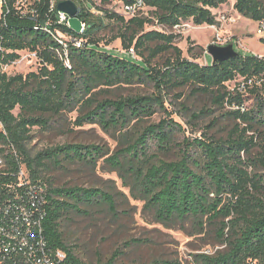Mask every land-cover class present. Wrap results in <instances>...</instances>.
<instances>
[{
	"label": "trees",
	"instance_id": "1",
	"mask_svg": "<svg viewBox=\"0 0 264 264\" xmlns=\"http://www.w3.org/2000/svg\"><path fill=\"white\" fill-rule=\"evenodd\" d=\"M72 1L78 8L77 17L84 23L80 34L57 22V4L50 9L51 0H33L32 6L22 10L15 8L16 0H6L9 11L0 20V65L16 60L19 54L15 51L27 50L36 53L39 66L25 75L0 71V153L5 162L0 169V216L6 214L3 208L9 206L13 211L18 203L25 205L33 217L31 223L39 222L47 249L61 250L66 264H90L65 239L62 225L72 214L88 215L94 206L106 205L114 214L112 195L95 187L55 186L44 172L48 164L95 168L99 159L108 154V148L92 143H63L32 155L27 147L32 127L49 129L51 117L78 107L82 111L74 121L76 125L96 124L104 131L118 133L119 148L103 162L123 180L133 179V186L157 222L171 226L191 221L197 233L210 225L215 227L225 249L215 255L193 254L192 264H264V175L248 172V167L257 164L264 169L263 156L250 157L251 150L259 145L257 137L264 141V86L241 93L230 91L226 84L264 74V59L239 53L218 63L211 64L206 59L200 64L182 56V50L174 44L177 34L144 31L145 25L154 21L168 28L184 20H191L195 26L217 24L212 10L227 0H142L152 18L138 14L125 18L94 0ZM117 1L126 5L137 0ZM108 2L112 0L101 3ZM92 8L100 14H94ZM233 8L252 21L264 18V0H234ZM110 22L120 26L100 46L104 38L99 33ZM55 31L82 39L80 47H68L70 67L57 52L62 50L52 36ZM116 39L124 52L133 48L135 56L106 50L105 46ZM163 53L170 56L161 66L156 65L154 59ZM133 84H150L154 92L116 99H99L94 92L98 87ZM185 86L191 88V93L210 95L211 102L220 107L224 103L241 105L248 98L255 101L243 112L234 109L223 113L238 121L226 138L213 139L205 134L187 138L177 147L179 159H158L150 152V143L158 152L169 151L176 144L175 132L183 130L181 125L170 115L140 129H136L137 125L158 109L169 114L165 97ZM182 108L187 111V107ZM191 116L198 118L200 114ZM22 165L29 183L43 185L40 200L38 196L27 198L25 186H18L17 172ZM132 240L121 247L138 243ZM123 254L118 247L106 259L97 257L94 264H182L169 259L118 262Z\"/></svg>",
	"mask_w": 264,
	"mask_h": 264
},
{
	"label": "rangeland",
	"instance_id": "2",
	"mask_svg": "<svg viewBox=\"0 0 264 264\" xmlns=\"http://www.w3.org/2000/svg\"><path fill=\"white\" fill-rule=\"evenodd\" d=\"M103 4V7L120 12L118 2L101 3L102 0H94ZM234 0H227L212 12L215 17L219 14L235 16L233 23L217 22L215 29L209 25L195 26L191 20H184L177 27L168 28L154 21L146 24L144 31L156 29L166 33H175L177 38L174 44L182 50V56L204 64L206 59L211 61V57L206 53L209 44L223 46L233 44L234 50L242 55L256 54L264 57V43L254 32V21L238 14L232 4ZM138 15L152 18L149 9L145 8L138 12ZM125 18H128L125 16ZM120 25L115 22L108 23L99 35L104 41L116 34ZM221 38L217 41L215 38ZM153 45V44H152ZM106 50H111L116 54H125L119 39L114 40L105 46ZM170 53H163L154 59L156 65H162ZM39 62L29 54L22 51L21 58L14 64L7 67V75L33 72L38 69ZM228 88H232L231 83H226ZM96 97L116 99L129 95H151L154 92L150 84L140 85H117L110 88L98 87L94 89ZM179 94V98L176 96ZM164 105L169 114L164 111L157 112L149 119L137 125L136 129L142 126L157 123L165 116H169L178 122L182 131H176L173 140L176 142L169 151L158 152L155 146L150 143V152L158 159L174 161L179 159L180 151L177 148L184 139L200 138L208 136L213 139H224L228 132L238 121L223 115L225 111L234 110L235 105L223 104L216 106L211 102V96L204 93H191L190 87H180L174 89L164 99ZM253 98L246 99V105L250 108L254 104ZM182 106L187 107L183 111ZM205 110L204 112H201ZM82 109L64 111L60 117H51L49 129H42L39 126L31 128V138L27 143L32 155L36 152L56 144L63 143H84L102 145L108 148V154L112 155L121 142L118 133L113 130L104 131L96 124H83L78 126L75 119L81 114ZM208 111V112H206ZM18 113V109H14ZM191 113L200 114L198 118H193ZM260 130V129H259ZM249 132L248 134H251ZM258 146L251 150L250 157L264 158V141L257 137ZM1 154V153H0ZM244 157L246 155L242 154ZM0 168L5 166L4 158L1 155ZM100 158L96 167L81 164H69L66 167H54L48 164L44 177L49 178L55 186H82L102 189L112 195L116 212L113 214L106 205L94 206L89 210L88 215L72 214L71 218L62 225L65 239L74 244L76 254L84 261L94 264L97 257L108 258L118 247L124 250V254L119 257L118 262H138L145 263L154 259L177 260L182 264H192V255L205 253L215 255L218 251L225 249L226 244L218 240L216 229L210 225L202 233H197L191 221L176 223L171 226L163 225L155 220L154 214L145 207V201L140 197L136 186H133V179L123 180L112 171L109 166ZM22 168H26L22 165ZM251 174L259 173L264 175V169L257 164L248 167ZM27 174V171H26ZM128 184V185H127ZM134 239V240H132ZM132 240L138 242L128 248H122L121 244ZM139 243V241H141Z\"/></svg>",
	"mask_w": 264,
	"mask_h": 264
},
{
	"label": "built area",
	"instance_id": "3",
	"mask_svg": "<svg viewBox=\"0 0 264 264\" xmlns=\"http://www.w3.org/2000/svg\"><path fill=\"white\" fill-rule=\"evenodd\" d=\"M61 0H51L50 9L54 6V4ZM113 2H118L120 4V12L122 15L130 17L138 14L140 10L145 9L143 6L142 0H137L132 4H121L117 0H112ZM33 0H16L15 8L17 10H22L23 8H28L32 6ZM233 6V4H232ZM57 9V8H56ZM9 11L6 0H0V20L5 17V14ZM94 14H100V11L91 9ZM57 22L64 24L69 27L68 24V16L65 13H62L57 10ZM217 22L222 23H233L236 21L235 16H230L227 14H219L216 17ZM175 25L174 27L179 26ZM211 28H216L215 24L209 25ZM84 30V23H81V30L79 34ZM254 32L259 36L260 39H264V18L260 20L254 21ZM55 41L60 45L61 52L57 51L59 56L63 58L64 64L70 67V62L68 59V47L70 44H73L76 47H80L82 44V39H78L69 34L62 33L60 31H55L52 34ZM220 36H216V40H220ZM2 51V48L0 47ZM25 52H29L30 55L35 57L37 60L36 53L33 51L22 50ZM22 51H15L19 54V57L6 64L0 65V71L6 73L7 67L11 64L16 63L21 58ZM125 53L129 56L134 57L133 48H129ZM256 55V54H254ZM258 58L264 59L263 56L256 55ZM7 74V73H6ZM233 85L232 88H228L230 91H238L241 93L247 92V89L254 87H263L264 86V74L254 75L247 77L245 79H238L235 82H229ZM246 103L241 105H235V109L240 111L247 110ZM0 129H2V125L0 123ZM1 156V154H0ZM1 164V157H0ZM2 169V168H0ZM27 174L24 168L20 166L17 172L18 186H25L24 194L27 195V198L31 199L32 197H37L39 200L41 199V195L43 194V185L39 184H31L27 179ZM20 195H17V199H19ZM34 205V203L32 204ZM6 212L5 215L0 216V264H66L64 263L65 254L61 250H49L46 247L45 240L41 234V227L38 221H35V224L31 223L32 215L29 212L28 207L23 204L18 203L16 209H12L10 207L3 208Z\"/></svg>",
	"mask_w": 264,
	"mask_h": 264
},
{
	"label": "water",
	"instance_id": "4",
	"mask_svg": "<svg viewBox=\"0 0 264 264\" xmlns=\"http://www.w3.org/2000/svg\"><path fill=\"white\" fill-rule=\"evenodd\" d=\"M56 8L68 16L69 27L74 32L79 33L81 30V21L77 17L78 8L75 2L72 0H61L57 3ZM206 53L211 57V64L234 58L239 54L234 50L233 44L231 43L223 46L209 44L206 47Z\"/></svg>",
	"mask_w": 264,
	"mask_h": 264
}]
</instances>
